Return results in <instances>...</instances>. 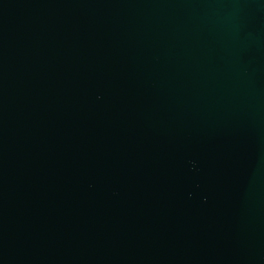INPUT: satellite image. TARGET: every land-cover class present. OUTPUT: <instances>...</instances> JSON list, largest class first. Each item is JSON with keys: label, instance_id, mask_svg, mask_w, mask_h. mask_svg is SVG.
Listing matches in <instances>:
<instances>
[{"label": "water", "instance_id": "obj_1", "mask_svg": "<svg viewBox=\"0 0 264 264\" xmlns=\"http://www.w3.org/2000/svg\"><path fill=\"white\" fill-rule=\"evenodd\" d=\"M0 264H264V0H0Z\"/></svg>", "mask_w": 264, "mask_h": 264}]
</instances>
